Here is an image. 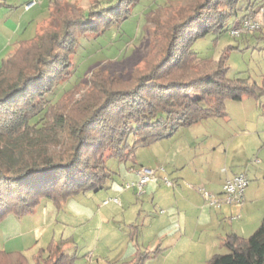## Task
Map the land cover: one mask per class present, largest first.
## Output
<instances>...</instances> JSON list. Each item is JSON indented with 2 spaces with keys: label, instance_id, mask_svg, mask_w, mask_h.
Listing matches in <instances>:
<instances>
[{
  "label": "trees",
  "instance_id": "obj_1",
  "mask_svg": "<svg viewBox=\"0 0 264 264\" xmlns=\"http://www.w3.org/2000/svg\"><path fill=\"white\" fill-rule=\"evenodd\" d=\"M139 0H91L70 11L57 0L39 32L22 40L0 64V220L21 217L48 198L57 208L71 197L108 187L116 173L109 157L130 158L139 146L172 135L179 128L226 114L227 101L264 94V82L228 76L227 53L203 58L194 41L220 30L244 10L239 23L258 12L260 0H185L156 18L155 53L146 68L126 81L107 67L97 70L79 99L56 102L48 95L73 75L80 37H95L130 17ZM58 8L56 9V6ZM54 21L47 23L50 19ZM133 137V144L129 138ZM140 226L132 225L137 240ZM224 252L206 264H264V216L249 235L229 234ZM161 248L140 250L119 264H145ZM13 264H72L62 243L51 242L32 258L0 250Z\"/></svg>",
  "mask_w": 264,
  "mask_h": 264
},
{
  "label": "crops",
  "instance_id": "obj_2",
  "mask_svg": "<svg viewBox=\"0 0 264 264\" xmlns=\"http://www.w3.org/2000/svg\"><path fill=\"white\" fill-rule=\"evenodd\" d=\"M44 1L40 0L27 7L29 0H0V8L5 9L0 25V34L5 35H1L3 39H0L2 48L8 50L6 55L27 39L23 34L39 32L42 22L57 0H49L45 9H40L34 15L33 9ZM262 15L261 12L257 13L259 18ZM255 31L243 34V39L264 38V34H256ZM230 100L235 103L228 104ZM230 100L227 101L225 115L211 116L196 122L212 121L208 123L210 127L199 130L187 128L189 130H184L186 132L182 130V138L175 137V132L147 145L148 149H152L151 158L138 160L136 155H132L133 164L129 166L125 160L128 169L126 175L130 176V180L137 178L134 169L139 165L155 168L156 178L145 184L142 195L135 188L122 187L112 194L119 197L120 202L103 201L102 206L95 210L101 215L105 210L108 211L104 206L112 205L109 208L112 213L118 211V205L128 202L134 207L137 204L141 206L138 209L131 206L129 215L126 216V212L122 214L123 223L128 226L129 239L132 225L140 226L137 240L131 239L135 241L136 252L138 249L154 250V247H140L147 235V227L153 225L148 244L151 246L159 242L155 246V249L161 248L158 254H174L176 250L181 255L187 254L195 262L206 263L215 253L226 251L223 240L229 234L246 235L261 222L264 216V94ZM134 153H140V150ZM242 171L248 174L249 184L245 189L244 201L239 205H212L197 188L204 186L221 195L227 178ZM165 175L173 180L172 185L165 183ZM189 183L193 186H189ZM112 187L110 181L107 188ZM136 252L122 260L117 259V264L131 259Z\"/></svg>",
  "mask_w": 264,
  "mask_h": 264
},
{
  "label": "rangeland",
  "instance_id": "obj_3",
  "mask_svg": "<svg viewBox=\"0 0 264 264\" xmlns=\"http://www.w3.org/2000/svg\"><path fill=\"white\" fill-rule=\"evenodd\" d=\"M48 2L49 0H45L40 6L34 8L32 13L35 15L40 9H45ZM89 3L87 0H62L61 6H66L68 10L76 12L79 8L87 7ZM176 3H185V0H139L133 6L130 17L119 23L115 22L95 37H80L78 49L74 56L76 64L73 75L68 80H60L55 89L48 95V100L56 102L62 95L70 100L81 98L83 94L88 92L94 73L103 67H107L109 72L115 73L126 81H132L131 75L138 74L135 68L142 70L144 67L146 68L145 58L155 53L153 43L157 36L154 34L156 27L154 20L167 18L171 15L172 12L169 9L171 5ZM261 6H264V0H260L257 9ZM4 10V8H0V25L4 18ZM243 13L244 10L240 9L238 15L230 17L220 30H210L197 38L193 43V49L203 58L218 59L225 52L229 66L228 76L249 75L251 80L255 79L258 83L263 84L264 38L252 37L246 40L243 39V34L247 33H242L240 36L231 33V29L239 24V19ZM54 19L51 18L47 23L54 21ZM260 19L262 27L255 31L256 34H264V13ZM1 35L5 34H0L1 39H3ZM36 35L23 34V37L31 39ZM1 39L0 64L1 58L8 53V50L2 48ZM228 102V104L230 102L235 103L232 100ZM229 109L231 110V105ZM208 123H195L181 127L175 133V137L182 138V130L186 132L184 130H189L187 128H194L195 130L196 128L198 130L208 128L211 126ZM129 142L133 144V137L129 138ZM148 148L147 145L139 146L134 152L139 149L140 153H133V155H136L138 160L149 159L152 149ZM132 159V157L128 158L126 165L133 164ZM107 165L116 172L114 179L111 180L112 189L104 187L79 193L69 198L60 208H57L50 199L44 198L34 212L23 217L14 213H9L3 217L0 220V250H21L29 258H32L43 246H47L51 242L62 243L66 252L74 257L72 264H117V259L122 260L129 257L131 253H135V241L127 236L128 226L123 223L122 216L125 212L126 216L129 215L130 207L133 205L130 202L120 204L118 205L119 209L117 208L118 211L113 213L109 210L112 205L104 206V209L107 207L108 211L105 210L101 215L95 210L102 206L105 199L113 197L114 192L122 189L121 182L123 180L124 182L130 181V176L126 175L128 169L125 167V161L109 157ZM140 193L143 194L142 191ZM139 207L141 206L137 204L135 207L133 206V209ZM153 227V225L147 227V235L140 243L141 248L154 247L153 249H155L159 243L151 246L148 244ZM254 230L246 235L249 236ZM0 264H13V259L0 255ZM146 264L206 263L195 262L187 254L181 255L175 250L174 254H170V252L158 254L157 257L149 259Z\"/></svg>",
  "mask_w": 264,
  "mask_h": 264
},
{
  "label": "built area",
  "instance_id": "obj_4",
  "mask_svg": "<svg viewBox=\"0 0 264 264\" xmlns=\"http://www.w3.org/2000/svg\"><path fill=\"white\" fill-rule=\"evenodd\" d=\"M40 0H29L27 7L37 4ZM259 12L264 13V6L258 9ZM262 27V21L257 14H251L245 17L236 27L231 29V33L235 36H240L242 33H249ZM164 169V167H161ZM135 173L137 178L130 181H125L122 184L124 189L135 188L139 192L143 191L147 182L156 178V169L147 166L139 165L135 167ZM163 180L168 185L173 184V180L165 175ZM249 184V177L245 171L234 173L230 175L224 184V190L221 195L215 194L208 190L204 186H198V190L204 195L205 199L212 205L220 206L223 203L239 205L244 201V194L247 185ZM189 186H193L189 183ZM110 200L120 202L119 197L113 196L104 200V203H108Z\"/></svg>",
  "mask_w": 264,
  "mask_h": 264
}]
</instances>
